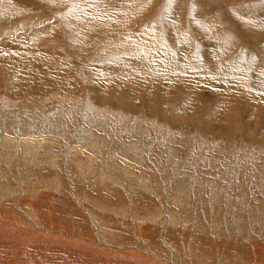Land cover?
<instances>
[{"label":"rangeland","instance_id":"obj_1","mask_svg":"<svg viewBox=\"0 0 264 264\" xmlns=\"http://www.w3.org/2000/svg\"><path fill=\"white\" fill-rule=\"evenodd\" d=\"M7 1L11 6L6 9L25 10L13 15L0 10V73L11 72L15 88L6 75H0V139H12L9 146L0 143V264H148L141 256L158 264H264V83H242L252 97L237 92L244 98L239 96L240 105L227 101L231 107L238 106L229 113L231 107L211 101L205 87L231 91L240 56L249 66L264 68V26L254 24L255 19L251 25L247 22L252 13L264 25V0H56L59 9L45 8L42 1L28 0L21 6L16 0ZM97 8L98 13L93 11ZM21 14L47 22L46 26L30 24L45 44L32 49V55L25 54L26 40L22 44L8 37ZM203 14L208 17L198 20ZM86 17L93 18L87 23ZM75 22L76 27H86L73 29ZM78 29L79 34H90L80 38ZM130 39H146L148 54H161L173 66L180 53L214 47L222 65L209 62L194 74L199 78L208 70L218 80H167L168 88L161 90L159 98L160 85L134 77L129 54L123 53L122 63L113 54ZM8 44L14 47L6 49ZM3 54L22 68L5 64L11 60ZM116 67L131 77L128 87L134 92L127 107L115 105L118 93L107 95L105 90L106 77ZM179 73L185 72L173 70L170 75ZM112 81L116 82L114 76ZM194 86L207 91L197 105H209V112L203 117L190 107L192 118L196 117L191 122L181 109L193 106L195 98L187 94L193 93ZM103 93L106 101L100 99ZM21 120L29 123V129L23 125L21 129ZM206 125L211 131L205 130ZM41 126L45 131L40 132ZM19 127L22 133L15 134ZM82 139L90 145L84 148ZM33 141H38V149ZM22 144L28 145L27 153ZM33 201L39 211L44 209V225L27 211ZM120 202L125 212H117ZM53 226L64 229L62 240L51 238ZM13 231L24 233L25 238L14 239Z\"/></svg>","mask_w":264,"mask_h":264},{"label":"bare ground","instance_id":"obj_2","mask_svg":"<svg viewBox=\"0 0 264 264\" xmlns=\"http://www.w3.org/2000/svg\"><path fill=\"white\" fill-rule=\"evenodd\" d=\"M2 1V3H1V5H0V8H2V9H0L1 10V12L4 14V15H6V14H10V15H13V14H20L22 11H24L25 9L23 8V7H20L21 6V3H24V2H27L28 0H16V1H18L19 3H20V8L19 9H16V8H5L6 7V5H8V7L9 6H11V4L7 1V0H1ZM29 1H33V2H38V3H41L40 1H42V5H43V7H45V8H50L51 6L53 7V8H57L58 6H60V5H56V0H29ZM107 1H109V0H107ZM107 1H105V2H107ZM111 1H115V0H111ZM59 2V1H58ZM69 2V1H68ZM94 2V1H93ZM116 2V1H115ZM119 2V1H118ZM65 3H66V1H65ZM104 3V2H103ZM131 3V2H130ZM111 5L113 4L112 2L110 3ZM121 4H123V2H121ZM118 5V4H117ZM120 5V4H119ZM82 6H83V4H82ZM99 8H100V6H99V4L97 5ZM96 6V7H97ZM125 6V5H124ZM95 7V8H96ZM103 7V6H102ZM113 6H111V7H109V8H111V9H113L112 8ZM61 8V7H60ZM72 8V7H71ZM76 8V7H75ZM80 8H82L81 9V11H84L85 9H84V6L83 7H80ZM93 8V7H92ZM99 8H97V11H96V9H94L93 11H95V12H97L98 13V9ZM105 8V7H104ZM103 8V9H104ZM120 8V7H119ZM199 8V7H198ZM58 9H59V7H58ZM66 9V8H65ZM78 9V8H77ZM84 9V10H83ZM87 9V8H86ZM57 10V9H56ZM75 10V9H74ZM74 10H72V11H74ZM90 10V9H89ZM106 11L108 10V8H106L105 9ZM104 10V11H105ZM80 11V10H79ZM92 11V12H93ZM104 11H101V12H104ZM105 11V12H106ZM124 11V10H123ZM9 12V13H8ZM67 12V11H66ZM109 12V11H108ZM110 12L112 13L113 12V14H115L116 12H118V10L115 12V11H111L110 10ZM109 12V13H110ZM115 12V13H114ZM125 12V11H124ZM70 13V12H69ZM88 13V12H87ZM107 13V12H106ZM106 13H103L102 15H104L105 14V16H106ZM132 13V12H131ZM66 14V13H65ZM64 14V15H65ZM68 14V13H67ZM75 14V13H74ZM77 14V13H76ZM100 14V13H99ZM22 15H25V14H21L20 15V17H19V19H18V21H17V24H15L11 29H13L12 31H10L11 33L9 34V38L12 40V42H21L22 43V41H23V43H24V40H26L27 42H28V46L26 47V49H25V51H27V52H25V54L26 55H32L33 54V52L31 51L32 49H36L38 46H43V45H45L44 44V37H42L37 31H35V30H33V29H31L30 28V24L31 23H34V22H36V23H39L41 26H46L47 25V22H45L44 20H39V18L37 17V18H34V16H33V14H32V16L30 15L28 18H25V17H23ZM81 15V14H80ZM95 15H96V13H95ZM101 15V16H102ZM118 15V14H117ZM260 15H262V14H260ZM91 16H94L93 15V13L91 14ZM98 16V15H97ZM100 16V15H99ZM123 16H125L124 14H123ZM79 17H81V16H79ZM95 17V16H94ZM108 17V16H107ZM208 17V15H206V14H203V15H200L199 17H198V20H200V21H202L203 19H205V18H207ZM249 18H248V24L249 25H251V20L252 19H255L256 20V22L254 23V24H257V25H260L261 27L262 26H264L263 25V20H261V19H259V20H257V17H256V15L255 14H252L251 13V15L250 16H248ZM93 18V17H92ZM91 18V19H92ZM104 18V17H103ZM119 18V17H118ZM117 18V19H118ZM86 19H87V17H86ZM89 19L90 18H88L87 19V23H89L90 21H89ZM90 19V20H91ZM77 20H81V19H79V18H77ZM93 20H95V18L93 19ZM96 20H97V18H96ZM99 20V19H98ZM103 20V19H102ZM106 20V19H105ZM104 20V21H105ZM103 21V22H104ZM77 22H81V21H77ZM102 22V21H101ZM102 22V23H103ZM139 22V21H138ZM94 23V22H93ZM96 23L97 22H95V24L94 25H96ZM128 23H130V22H128ZM71 24V23H70ZM86 24V23H85ZM131 24V23H130ZM71 25H74V28L73 29H75V28H78L79 27V29H80V31L82 30L81 28H83V26L84 27H86L85 25H83L82 27H80L79 25H77L78 27H76V22H75V24H71ZM86 25H89V24H86ZM126 25V24H125ZM136 25V24H135ZM139 25V24H138ZM90 26H91V24H90ZM90 26H87V28L88 27H90ZM137 26V25H136ZM1 28H2V26H0ZM101 27V26H100ZM100 27H99V29H100ZM105 27V26H104ZM141 27V26H140ZM95 28V27H94ZM103 28V27H102ZM121 28V27H120ZM144 28V27H143ZM16 29V30H15ZM19 29H20V31H19ZM79 29H78V31H77V36L78 37H87V35H89L90 33H87L88 31L87 30H89V29H85L87 32H85V33H81V34H79ZM93 29V28H92ZM96 29V28H95ZM98 29V30H99ZM104 29V28H103ZM123 29V28H122ZM146 29V28H145ZM150 29H153L154 30V28H150ZM84 30V29H83ZM212 30H214V29H212ZM73 31V30H72ZM90 31H91V29H90ZM89 31V32H90ZM100 31V30H99ZM102 31V30H101ZM106 31V30H105ZM140 31V30H139ZM76 32V31H75ZM94 32V31H93ZM122 32V31H121ZM146 32H147V30H146ZM154 32V31H153ZM152 32V33H153ZM9 33V32H8ZM72 33V32H71ZM155 33V32H154ZM79 34V35H78ZM123 34V33H122ZM140 34V33H139ZM92 35V34H91ZM106 35V34H105ZM73 36V35H72ZM75 36V35H74ZM94 36V35H93ZM131 36V35H130ZM154 36H157V35H154ZM78 37H76V38H78ZM95 37H98V36H95ZM100 37V36H99ZM115 37V36H114ZM128 37V36H127ZM132 37V36H131ZM148 37V36H147ZM73 38V37H72ZM118 37H116L115 39H117ZM145 38V37H144ZM154 38V37H153ZM153 38H152V40H153ZM74 39V38H73ZM86 39V38H85ZM114 39V38H113ZM120 38H118V40H119ZM123 39V38H122ZM121 39V40H122ZM127 39H129V38H127ZM151 39V38H150ZM108 40V39H107ZM121 40H119V41H121ZM126 40V39H125ZM155 40H156V38H155ZM25 41V42H26ZM76 41V40H75ZM82 41V40H81ZM106 40H104L103 42H105ZM110 41V40H109ZM117 41V40H116ZM130 41H132V42H130V43H128V44H124V43H121V45L123 44V45H125V47H124V49H121V47H118V48H115V49H113L112 51L114 52L113 54H115L116 56L115 57H117L118 56V58L119 59H121L120 60V62L122 63V61L124 60V58L122 57L123 56V53L124 54H129V59L128 60H131L133 63H134V65H135V68H134V65L132 66L133 68H130L131 67V65L133 64H130L129 63V65H130V67H129V69H131V70H133L134 71V77L137 79V80H139V81H145V83L146 84H153V85H160L161 86V88H160V90H159V92H158V95H159V93L161 92V90H163V91H165L164 89L165 88H168V87H166L165 86V83L167 82V80H171V81H192V82H197V83H203V82H205V81H207V80H209L210 79V77H212V79H216V80H218L217 79V77L215 78V75H214V73L213 72H210V71H208V70H206V72H202V74L203 75H201L199 78H197V76L198 75H196V74H194V72H198V71H201L202 69L200 68V66L202 67V68H204V69H206V66H207V64L209 63V62H214L215 64H217L218 66H221L222 65V62H223V58L222 57H220L219 55H218V53H217V51H213L212 50V48H214V47H209V48H207L206 49V51L205 52H202L201 51V48L200 47H198L197 48V50L196 51H194V52H192V51H189L188 53H185V52H183V53H180L178 56H177V58H176V63H175V65L173 66L168 60H165L163 57H162V55L161 54H159V55H154L153 54V56H151V54L152 53H154V52H151V54L149 55L148 54V52L150 51L149 49H148V43L146 42V39L144 40V41H141V42H136V41H133L132 39H130ZM215 41H216V39H215ZM88 42V41H87ZM108 42V41H107ZM118 42V41H117ZM125 42V41H124ZM127 42H128V40H127ZM135 42H136V44H137V46H136V44H135ZM151 42V41H150ZM209 42V41H208ZM22 43V44H23ZM89 43V42H88ZM111 43H112V40H111ZM22 44H20V46H22ZM83 44V43H82ZM99 44V43H98ZM101 44L103 45V43L101 42ZM105 44H107L106 42H105ZM115 44V43H114ZM19 45V44H18ZM17 45V46H18ZM101 45V46H102ZM108 45V44H107ZM121 45H119V46H121ZM153 45H155V41H154V44ZM11 46H13L14 47V45L13 44H8L7 46H6V49L7 48H9V47H11ZM16 46V45H15ZM12 47V48H13ZM23 47H24V45H23ZM100 47V46H99ZM108 47V46H107ZM123 47V46H122ZM150 47V49L152 50V45H150L149 46ZM22 48V47H21ZM110 48H112V47H110ZM93 49V48H92ZM101 49V48H100ZM103 49V48H102ZM1 50H3V49H1ZM105 50V49H104ZM103 50V51H104ZM7 51V50H6ZM5 51V52H6ZM11 51V50H10ZM153 51H157V49H153ZM4 52V51H3ZM94 52V51H93ZM110 52V51H109ZM158 52V51H157ZM119 53H121V54H119ZM4 55V58H6V59H10L11 61H5V64H8L9 63V66H10V64H11V66H12V68L14 69V68H17L18 69V67L19 66H21V63L19 62H16L13 58H10V56L9 57H7V56H5L6 54H3ZM12 56H13V54H11ZM101 55V54H100ZM106 55V57L105 58H107V56H109V55H107V54H105ZM111 56V55H110ZM156 56H158L159 57V61H154V58L156 57ZM104 57V56H103ZM113 58H114V56H113ZM122 58H123V60H122ZM126 58H127V56H126ZM125 58V59H126ZM108 59V58H107ZM110 59V58H109ZM105 60V59H104ZM110 61V60H109ZM126 62H127V60H126ZM129 62V61H128ZM127 62V63H128ZM119 63V62H118ZM123 63H125V62H123ZM0 64H2V63H0ZM102 65V64H101ZM117 65H119V64H117ZM122 65V64H121ZM129 65H127V66H129ZM103 66V65H102ZM108 66V65H107ZM115 66H116V64H115ZM114 66V67H115ZM1 67V66H0ZM8 67V66H7ZM100 67V66H99ZM109 67H110V65H109ZM108 67V68H109ZM113 67V66H112ZM112 67H110V68H112ZM118 67H120V66H118ZM236 68H235V74L234 75H232L231 76V91H224V93H222L223 91V89H217V87H209V85H205V87L206 88H208L209 90H208V98L209 99H211V101H213V99H217V101H221V103H227V101H233L234 103H236L237 105L239 104L240 105V103H241V101H239V102H237V100H239L238 98H239V96H241L242 97V95L244 94V95H246L245 97H246V99H248V96H250V97H252V95H251V93H248L247 94V92L246 91H248V89H249V87H245V86H241V84L242 83H244V82H251V81H253V80H260V81H262L263 83H264V68H262L261 66L259 67V69L253 64V65H251V66H249V64H248V62L246 61V60H244L243 59V56H240L239 58H237L236 59V66H235ZM2 68V67H1ZM10 68V67H9ZM21 68H22V66H21ZM97 68V67H96ZM110 68H109V70H110ZM123 68H125V67H120V69H123ZM20 69V68H19ZM99 69H101L102 70V68H99ZM115 71H116V73H114L115 71L114 70H112V72H110V71H108V69H107V71L108 72H110V74L111 73H113L112 75H107L108 77H106V74H105V77L107 78V81H108V83H107V87H106V89L105 90H107V95L108 94H115V93H118V96L113 100V103L115 104V105H120V106H122V105H124V106H126L127 107V105L129 104V101H130V97L133 95V92H132V90H131V88H129L128 86H130V81H131V77L130 76H128V72H126V71H121V70H117L118 68L116 67V68H113ZM182 69V70H181ZM3 70V69H2ZM9 70V69H8ZM16 70V69H15ZM105 69H103V71H104ZM127 70V69H126ZM173 70H180V71H183L184 70V72L185 73H179V74H173V75H170L171 73H172V71ZM6 71H7V69H6ZM6 71H3V73L1 74L0 73V75L2 76V77H4V75H6L5 76V78H7L6 80H8V82H9V84H10V86H11V84H12V80H11V72L10 73H8V72H6ZM11 71V70H10ZM91 71V70H90ZM98 71H100V70H98ZM103 71H102V75L100 76V77H104V74H103ZM106 71V72H107ZM114 71V72H113ZM1 72V71H0ZM88 73H89V71H88ZM124 73H127V74H124ZM191 73H192V75H191ZM115 74H116V77H115ZM28 75H30V74H27V75H25V76H28ZM100 75V74H99ZM113 76H114V78L116 79V82H113L112 80H113ZM187 76V77H186ZM95 77V76H94ZM120 77H124V78H126V79H121V80H119L120 79ZM160 77H161V79H160ZM186 77V78H185ZM191 78H193V79H191ZM194 78H196V79H194ZM1 79V78H0ZM160 79V80H159ZM206 79V80H205ZM1 81V80H0ZM11 87H13V86H11ZM197 86H194V87H192L191 88V90L193 91V93L192 94H189L190 95V97L191 98H195V99H193V101H191L192 103H193V106H187V107H183V109H181V113H183V117H185V115H187V119H189L190 120V118H191V122H192V120L194 121V119L196 118L195 117V115H194V118H192L193 117V114H192V110H189L190 109V107H193V111L194 110H196V112H194L195 114H197L198 113V115L200 114V115H203V117H205V114L206 113H208L209 112V105H207V104H203V105H201L200 107H202V109H200V107H198V105H197V101H199V99H201V97L205 94L204 92H206L207 93V91H204L203 89H195ZM199 87V86H198ZM201 87V86H200ZM12 89H15L14 87L12 88ZM101 89V88H100ZM133 90H134V88H133ZM195 90V91H194ZM48 91V90H47ZM163 91L161 92V93H163ZM242 92V93H240V92ZM13 92V91H12ZM106 92V91H105ZM237 92L238 93H240V94H242V95H237ZM19 92H15V94H18ZM198 93V94H197ZM105 93H103V95H104ZM166 94V93H165ZM165 94H163V96L165 97ZM102 95V94H101ZM102 95V98H100L101 99V101H104L105 99H107V96H103ZM137 95V94H136ZM202 95V96H201ZM243 95V96H244ZM166 96H167V94H166ZM159 98H160V95L158 96ZM204 97H205V95H204ZM204 97H202V98H204ZM229 97H232V100H230V99H228ZM249 97V98H250ZM163 98V97H162ZM242 98H244V97H242ZM169 99V97L167 96V99L166 100H168ZM197 99V100H196ZM205 99V98H204ZM166 100H164V101H166ZM106 101V100H105ZM244 101V100H243ZM246 101V100H245ZM25 102V101H24ZM202 102H204V101H202ZM12 103V102H11ZM246 103V102H245ZM190 104V103H189ZM199 104V103H198ZM192 105V104H191ZM252 105V104H251ZM228 106H230L231 107V105H229V103H227V107ZM22 107H23V104H22ZM33 107V106H32ZM116 107V106H115ZM198 107V108H197ZM206 107H207V111H205V109H206ZM233 107H236V106H233ZM233 107H231V108H229L228 107V109H227V113H229V111H231V109H234ZM238 107V106H237ZM236 107V108H237ZM261 107H263V103H261ZM162 108V107H161ZM160 108V109H161ZM164 108V107H163ZM235 108V109H236ZM122 109V108H121ZM192 109V108H191ZM225 109H226V107H225ZM106 112V111H105ZM255 113H257V111H255ZM101 114H102V112H101ZM100 114V115H101ZM116 114V113H115ZM117 114H118V112H117ZM98 115H99V113H98ZM99 115V116H100ZM105 115V114H104ZM207 115V114H206ZM1 116V115H0ZM92 116H94V115H92ZM112 116V115H111ZM106 117V116H105ZM2 119V118H1ZM255 119H257V117H255ZM9 119H7V121H8ZM105 120H107V119H105ZM112 120H114V119H112ZM112 120L110 121V123H112ZM7 121H5V123L7 122ZM94 121V120H93ZM189 121V122H190ZM4 122V121H3ZM10 122V121H9ZM21 122H22V120H21ZM90 122V121H89ZM95 122H97V121H95ZM104 122V121H103ZM190 122V123H191ZM5 123H4V125H5ZM23 124H21V129L23 128V126H27L28 124H26V123H24V122H22ZM45 123V122H44ZM92 124V123H91ZM94 124V123H93ZM23 125V126H22ZM38 125V124H37ZM98 125V124H97ZM6 127V126H5ZM104 127V126H103ZM115 127V126H114ZM6 128H8V127H6ZM6 128H5V130H6ZM15 128V127H14ZM116 128V127H115ZM20 129V127H19V129H17L16 130V132H15V134H20V133H22V130ZM27 129H29V126H27ZM41 129L43 130V131H45V127L44 128H42V126H41V128H40V132H41ZM211 126L210 125H206L205 126V130L206 131H211ZM35 130H37V129H35ZM108 130V129H107ZM12 131V130H11ZM37 131H39V130H37ZM215 130L213 129V131L212 132H214ZM19 132V133H18ZM35 132V131H34ZM30 133V132H29ZM33 134V133H32ZM37 134V133H36ZM39 134V133H38ZM214 134H220V132H218V131H215L214 132ZM80 135V134H79ZM25 136V135H24ZM3 137V136H2ZM26 137V136H25ZM22 138V137H21ZM66 138V137H65ZM84 138V137H83ZM10 138L8 137V139H6V137H3V138H1L0 139V143H5L6 145H8V144H11V140L12 139H10ZM23 139H24V137H23ZM23 139L20 141V142H22L23 141ZM104 139V138H103ZM106 139V138H105ZM82 140H84V139H82ZM258 140V139H257ZM28 141V140H27ZM27 141H25V143L27 142ZM30 142H31V140H29ZM16 142V141H15ZM34 142H36V145H35V147L37 148V144H38V141H33V143ZM41 142V141H40ZM83 143H81L82 145H83V147L84 148H86V147H88L87 145H90L89 143V141H88V139H85L84 141H82ZM105 142V141H104ZM24 143V144H25ZM32 143V144H33ZM78 143V142H77ZM28 144V143H27ZM32 144H31V146L30 147H32ZM40 144V143H39ZM87 144V145H86ZM18 145V144H17ZM17 145H16V147H17ZM45 145V144H44ZM92 145V144H91ZM9 146V145H8ZM10 146H12V145H10ZM22 146H23V148H21L22 150H23V153H24V151H26V153H27V151H29L30 149H29V147H28V145H27V147L26 148H24V145L22 144ZM14 147V146H13ZM15 147V148H16ZM2 148V147H1ZM39 148V147H38ZM37 148V149H38ZM6 149H8L7 147H6ZM20 149V150H21ZM32 149H35L34 147L32 148ZM16 150V149H15ZM15 150H14V152H15ZM18 150H19V148H18ZM36 150V149H35ZM81 150V149H80ZM111 151V150H110ZM7 152V151H6ZM5 152V153H6ZM22 153V154H23ZM31 153H33V152H31ZM35 153H36V151H35ZM37 153H38V151H37ZM110 153V152H109ZM108 153V154H109ZM2 154H3V152H2ZM14 154H16V152L14 153ZM17 154H18V152H17ZM38 154H40V153H38ZM105 154V153H104ZM7 155V154H6ZM35 154H33V156H34ZM37 155V154H36ZM3 156H5L4 154H3ZM40 157H41V155H39ZM7 157V156H6ZM15 157V156H14ZM22 157V156H21ZM26 157V156H25ZM29 157H31V158H33L32 157V155L30 156L29 155ZM38 156H36V158H37ZM11 158H13V157H11ZM23 158V157H22ZM35 158V157H34ZM115 158V157H114ZM7 159V158H6ZM105 159V158H104ZM5 160V159H4ZM8 160V159H7ZM7 160H5V161H7ZM28 160V159H27ZM30 160V159H29ZM36 160V159H35ZM42 160V159H41ZM1 161V160H0ZM8 162V161H7ZM7 162H6V164H7ZM43 162V161H42ZM92 162V161H91ZM79 163V162H78ZM10 163H8V165H9ZM44 164V163H43ZM84 164V163H83ZM90 164V163H89ZM28 166V165H27ZM111 166V165H110ZM8 167V166H7ZM78 168H79V166H78ZM91 168V167H90ZM90 172V171H89ZM91 174V173H90ZM1 177V176H0ZM1 178H3V177H1ZM6 179V178H5ZM4 179V180H5ZM15 182H17V180L15 181ZM139 184H140V182H139ZM51 185H53V184H51ZM56 185V184H55ZM143 185V184H142ZM141 187V186H140ZM53 188V187H52ZM142 188H144V185L142 186ZM7 192V191H6ZM183 192V191H182ZM30 193V192H29ZM33 193V192H32ZM36 193V192H35ZM181 193V192H180ZM15 194V193H14ZM74 194V193H73ZM186 194V193H185ZM39 195V194H38ZM181 195H183V194H181ZM178 196V195H177ZM1 197H3V196H1ZM180 197V196H179ZM4 198V197H3ZM183 198V197H182ZM178 199V198H177ZM176 200V199H175ZM179 202V201H178ZM216 202V201H215ZM37 203V202H36ZM36 203H34V201H33V204H30V203H28V210L27 211H31L33 214H34V216H35V219L40 223V224H43L44 225V220H43V216H42V211L44 210L43 208V210L42 211H39L38 210V207H37V205H36ZM180 203H181V200H180ZM120 204H121V202L117 205V212H125V207L124 208H122L121 209V207H119L120 206ZM40 208V207H39ZM180 208V207H179ZM51 209V208H50ZM53 209V208H52ZM51 209V210H52ZM114 209H116V207L114 208ZM51 210L49 211V212H51ZM106 210V209H105ZM46 211V210H45ZM86 211V210H85ZM112 211H114V210H112ZM47 212V211H46ZM29 214V213H28ZM52 214V213H51ZM117 215H118V213H116ZM129 214H133V212L131 211ZM44 215V214H43ZM33 216V215H32ZM55 217V216H54ZM54 217H53V220H54ZM133 217V216H132ZM28 218V217H27ZM134 218V217H133ZM45 219V218H44ZM47 219V218H46ZM136 219V218H135ZM132 220V219H131ZM31 222V221H30ZM34 222H35V220H34ZM48 222V221H47ZM51 222V221H50ZM87 222V221H86ZM9 223V222H8ZM52 223V222H51ZM57 223V222H56ZM60 224V223H59ZM17 225V224H16ZM50 225V224H49ZM90 225V224H89ZM39 226H41V225H39ZM38 226V227H39ZM56 226V225H55ZM60 226H62V225H60ZM87 226V225H86ZM19 227V226H18ZM43 227V226H42ZM41 227V228H42ZM47 227H49V226H47ZM88 227V226H87ZM11 228H13L12 226L10 227V229ZM26 228V227H25ZM29 228V227H28ZM31 228H32V225H31ZM61 228H63V226L61 227ZM15 229V228H14ZM27 229V228H26ZM52 230V232H50L51 234H52V236H51V238L52 239H57V241H59V239H61L65 234L63 233V231H64V229H63V231H61L60 230V228L59 227H52L51 228ZM66 229H67V227H66ZM88 229V228H87ZM29 230V229H28ZM45 230H47V228L45 229ZM1 231V230H0ZM41 231V230H40ZM74 231V230H73ZM2 232V231H1ZM18 232V231H17ZM28 232V231H27ZM39 232V231H38ZM5 233H7L6 231H5ZM9 233V232H8ZM7 233V234H8ZM44 233V232H43ZM72 233V232H71ZM12 234V233H11ZM27 234V233H26ZM45 234V233H44ZM78 234V233H77ZM13 236H15V238L14 239H16V238H23L24 237V233H23V235H21V234H19V233H16V231H13V234H12ZM38 235V234H37ZM36 235V236H37ZM3 236H4V233H3ZM67 236V235H66ZM70 236V235H69ZM78 236V235H77ZM102 236V235H101ZM1 237H2V235H1ZM34 237V236H33ZM32 237V238H33ZM39 237L40 236H38V239H39ZM43 237H44V235H43ZM50 237V236H49ZM48 237V238H49ZM72 237V236H71ZM25 238V237H24ZM28 238V237H27ZM42 238V237H41ZM41 238H40V240H41ZM66 238V237H65ZM33 239H35V238H33ZM50 239V238H49ZM17 240H19V239H17ZM21 240V239H20ZM26 240V239H25ZM24 240V241H25ZM44 239H42L41 241H43ZM48 240V239H47ZM46 240V241H47ZM62 240V239H61ZM15 241V240H14ZM22 241V240H21ZM28 241V240H27ZM45 241V240H44ZM50 241V240H49ZM53 241V240H52ZM34 242H36V241H34ZM55 242V241H54ZM15 243V242H14ZM13 243V244H14ZM28 243H31L30 241L28 242ZM47 243V242H46ZM81 243V242H80ZM18 244V243H17ZM20 244H22V243H20ZM24 244V243H23ZM75 244V243H74ZM26 245V244H25ZM79 245V244H78ZM87 245V244H86ZM49 246H50V244H48L46 247H48L49 248ZM81 246V245H80ZM130 246V245H129ZM87 247H89V246H86V248ZM122 247V246H121ZM105 248V247H104ZM107 248V247H106ZM90 249V248H89ZM93 249V248H92ZM24 250V249H23ZM145 250V249H144ZM257 250V249H256ZM91 251V250H90ZM93 251V250H92ZM95 251V250H94ZM101 251V250H100ZM103 252V251H102ZM101 253V252H100ZM151 256H153V257H155L156 258V256H157V254L155 253V252H152V251H149L148 252ZM106 254V253H105ZM116 255V254H115ZM118 255V254H117ZM132 257H133V255L132 254H130ZM105 256V255H104ZM108 256V255H107ZM122 256H123V254H122ZM92 257V256H91ZM137 257L138 256H134L133 257V259H137ZM158 258V257H157ZM88 259V258H87ZM159 259V258H158ZM140 260L141 261H143V262H145V263H148V264H158V263H151V261H150V257L147 259L146 258V260H144L143 258H142V256L140 257ZM154 260V259H153ZM32 262V261H31ZM180 262V261H179ZM205 263V262H204Z\"/></svg>","mask_w":264,"mask_h":264},{"label":"crops","instance_id":"obj_3","mask_svg":"<svg viewBox=\"0 0 264 264\" xmlns=\"http://www.w3.org/2000/svg\"><path fill=\"white\" fill-rule=\"evenodd\" d=\"M213 33H215V31H213ZM187 96H188V97H190V95H189V94H187Z\"/></svg>","mask_w":264,"mask_h":264},{"label":"trees","instance_id":"obj_4","mask_svg":"<svg viewBox=\"0 0 264 264\" xmlns=\"http://www.w3.org/2000/svg\"><path fill=\"white\" fill-rule=\"evenodd\" d=\"M218 41H221L219 38H217ZM197 43V42H196Z\"/></svg>","mask_w":264,"mask_h":264}]
</instances>
